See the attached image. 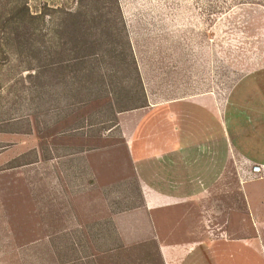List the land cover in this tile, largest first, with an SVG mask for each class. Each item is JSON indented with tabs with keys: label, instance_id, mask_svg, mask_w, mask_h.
<instances>
[{
	"label": "rangeland",
	"instance_id": "obj_1",
	"mask_svg": "<svg viewBox=\"0 0 264 264\" xmlns=\"http://www.w3.org/2000/svg\"><path fill=\"white\" fill-rule=\"evenodd\" d=\"M28 1L32 12H45L35 33L42 60L50 52L55 59L88 58L55 65V82L47 85L48 72L27 77L24 53L8 51L0 32V264H64L68 258L99 264L89 260L93 256L102 264H164L153 242L104 251L100 244H115L111 227L107 233L79 225L98 217L107 203L97 190L101 180L108 195L116 190L125 198L108 202L114 210L139 204L127 161L120 158L118 170L111 154L113 169L95 172L90 185L76 150L53 147L78 142L69 130L85 117L113 119L108 98L75 100L100 92L98 72L108 82L110 70H120L125 39L139 77L123 83L124 89L141 95L143 88L146 106L182 100L188 108V101L216 100L222 178L205 201L204 263L264 264V186L248 193V200L244 192L251 182L264 181V172L251 173L252 165L264 162V137H256L264 135V0ZM110 136L96 143L115 144L117 135ZM244 141L255 159L239 151Z\"/></svg>",
	"mask_w": 264,
	"mask_h": 264
},
{
	"label": "crops",
	"instance_id": "obj_2",
	"mask_svg": "<svg viewBox=\"0 0 264 264\" xmlns=\"http://www.w3.org/2000/svg\"><path fill=\"white\" fill-rule=\"evenodd\" d=\"M215 101V98H199L186 102L189 106L183 108L182 100H172L117 112L110 121L92 122L85 117L71 127L69 136L74 137L70 138L79 137V141L53 147L76 150L78 159L83 161L88 171L85 182L91 185L94 173L105 166L113 169L109 158L116 154L117 161L116 158L110 161L114 165L127 161L129 174L138 187L139 200L138 205L114 210L108 202L125 198L116 190L109 191L111 196L108 195L106 182L101 180L98 182L100 190H97L101 201L107 203L98 217H87L90 222L86 218L80 224L75 221V226H99L107 233L110 231L106 227H111L115 244L113 241L100 244L104 251L113 252L153 242L164 264H205L201 251L206 243L205 201L209 198L210 187L218 188L222 178L218 145L221 120L215 111ZM113 134L117 135L115 144L96 143L100 139H109ZM256 137L260 141L264 135ZM238 149L248 158L255 159L246 147ZM255 164L264 165V162ZM116 169L121 170L122 166ZM119 175L123 176L122 173ZM259 185L264 186V181L260 184L253 181L244 188L247 200L248 193L252 196L253 189ZM71 247L75 249L77 244ZM89 260L102 264V259L95 256ZM76 261L77 258H68L64 264H75Z\"/></svg>",
	"mask_w": 264,
	"mask_h": 264
},
{
	"label": "trees",
	"instance_id": "obj_3",
	"mask_svg": "<svg viewBox=\"0 0 264 264\" xmlns=\"http://www.w3.org/2000/svg\"><path fill=\"white\" fill-rule=\"evenodd\" d=\"M9 3V8H8ZM45 12L39 10L38 12H32L29 7L28 0H0V32L2 38L6 43H8V51H12L14 56L20 57L21 53H24V58L27 60L26 66H24V70L27 71V77L30 78H38V74H43V72H48L50 76L46 79L47 85H51L52 82H55V79L51 76V70L55 65L66 61L67 63L72 61H79L88 58L87 55L84 56H72L71 58L68 56H64V58L55 59V56L52 52L48 53L46 60H42L38 55L37 50L39 49L37 46V41L35 38V33L38 32L40 28V24L43 23V17ZM73 14L68 11L66 13L65 18L69 19ZM42 27V26H41ZM8 29V30H7ZM8 31V32H7ZM125 50L124 55L120 58V70L116 68L114 70H110L109 72V80L105 82V74L98 72V88L96 96H88L87 98H78L75 100L76 103H85L89 100H94L99 98H108L106 106L108 107L107 112L110 113L111 118L114 119V116L117 112L129 111L137 108H141L147 105L146 96L144 93V89L142 88V94L138 95L133 93V87H125V82L132 79V76L139 77V72L136 66L134 55L131 51L130 44L128 39L124 40ZM4 43V44H6ZM51 45L53 43H50ZM1 46H3L1 44ZM73 46L71 50L74 48ZM26 51V52H25ZM70 52V50L68 51ZM97 57V54H91L90 57ZM47 67V68H46ZM46 68V69H45ZM67 68V66H66ZM67 70V69H66ZM64 72V75H68L71 73V70ZM77 72L74 70L72 73ZM122 74V76L120 75ZM105 79V80H104ZM111 79V80H110ZM87 81H91L92 77L88 76ZM61 80L58 81L61 84ZM90 82V83H91ZM52 86V85H51ZM96 92V93H97ZM112 119V120H113Z\"/></svg>",
	"mask_w": 264,
	"mask_h": 264
},
{
	"label": "built area",
	"instance_id": "obj_4",
	"mask_svg": "<svg viewBox=\"0 0 264 264\" xmlns=\"http://www.w3.org/2000/svg\"><path fill=\"white\" fill-rule=\"evenodd\" d=\"M251 172L254 174H261L264 172V165L254 164L251 166Z\"/></svg>",
	"mask_w": 264,
	"mask_h": 264
}]
</instances>
